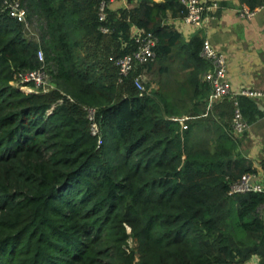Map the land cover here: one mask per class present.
<instances>
[{"label": "trees", "instance_id": "obj_1", "mask_svg": "<svg viewBox=\"0 0 264 264\" xmlns=\"http://www.w3.org/2000/svg\"><path fill=\"white\" fill-rule=\"evenodd\" d=\"M21 1L39 41L0 0V264H264V190L231 192L256 168L230 126L236 105L249 123L263 111L242 94L207 110L205 38L184 42L165 22L187 7L136 0L101 21L102 0ZM134 26L158 37L157 62L182 53L197 103L140 94L134 76L155 62L119 80ZM40 47L53 87L21 89Z\"/></svg>", "mask_w": 264, "mask_h": 264}, {"label": "crops", "instance_id": "obj_2", "mask_svg": "<svg viewBox=\"0 0 264 264\" xmlns=\"http://www.w3.org/2000/svg\"><path fill=\"white\" fill-rule=\"evenodd\" d=\"M216 1L220 3V7L218 10L209 12L210 16L202 28H196L189 23L185 15H173L171 10L167 11L165 22L173 25L182 33L184 42L200 36L208 38L215 47L225 52L227 56L226 73L233 90L242 88L264 90V6L257 7L255 16L246 19L240 13L241 7L245 5L240 0ZM137 3L136 0H117L110 2L108 9L116 11L120 7H133ZM136 28L138 27L134 26L132 31ZM182 58V53L176 47L173 53L159 59L158 62L155 56L151 60L155 63L146 66L143 72L149 94L157 97L156 93L161 92L170 102H178L185 97L188 101L187 106H193L199 101V96L191 95L192 88H194L189 78L191 67L184 66ZM206 72L201 76L203 81L206 80ZM210 93L207 99V110L213 109L216 104L224 100H213L210 98ZM262 111V114L250 122L239 144L243 155L256 168L257 180L264 187V110ZM187 117L188 115L184 113L171 118L183 122V119ZM214 117L217 119V115L214 114ZM247 264H258V257L254 256Z\"/></svg>", "mask_w": 264, "mask_h": 264}, {"label": "built area", "instance_id": "obj_3", "mask_svg": "<svg viewBox=\"0 0 264 264\" xmlns=\"http://www.w3.org/2000/svg\"><path fill=\"white\" fill-rule=\"evenodd\" d=\"M117 0H102L99 5V19L106 20L108 16V5L110 2ZM186 7L187 13L185 19L194 25L196 28H202L206 24L209 12L211 10H218L220 3L216 0H180ZM3 9L8 14L25 24L27 35L39 41V29L34 27V22H31L27 17V12L21 0H1ZM257 9V8H256ZM256 9L249 8L247 5L241 7V16L246 19H251L256 14ZM101 29L108 32L110 29L107 25H102ZM132 38L134 39L135 48L129 52L119 56L116 59L118 65L120 78L122 81L124 77L128 76L133 70L135 71L139 65L151 61L156 56L155 47L157 45V37L154 32L138 27L132 31ZM201 55L210 60L212 67L206 72L205 78L210 82L212 90L210 98L215 99H235L238 95H247L257 100L258 105L264 106V90L242 88L240 90H233L231 82L227 77L226 65L227 56L225 52L215 47L212 42L205 38L201 50ZM38 58L41 64L38 68L29 72L21 73L19 78L14 81V84L23 83L28 91H48L53 85L50 82V75L45 67V57L43 48L38 49ZM140 94L148 90L146 86V79L144 72L141 71L134 76L133 79ZM32 82V83H30ZM17 86V85H16ZM20 88V87H19ZM88 116L91 122L92 133L99 132L98 123L95 120L96 107L86 106ZM250 123L243 115L241 108L236 105L234 115L231 121V129L234 134L242 137L248 130ZM100 141V140H99ZM264 190L262 184L257 180L256 172L244 173L240 178L231 183V192L243 191H261ZM264 208V204H263ZM236 264V263H230Z\"/></svg>", "mask_w": 264, "mask_h": 264}, {"label": "rangeland", "instance_id": "obj_4", "mask_svg": "<svg viewBox=\"0 0 264 264\" xmlns=\"http://www.w3.org/2000/svg\"><path fill=\"white\" fill-rule=\"evenodd\" d=\"M157 65H158V66H161V64H159V63H157ZM15 85H17V86L20 87L21 89L27 90V89L25 88V86L23 85V83H17V84H15ZM129 244H130L131 247L135 246V242L133 241L132 238L130 239Z\"/></svg>", "mask_w": 264, "mask_h": 264}, {"label": "water", "instance_id": "obj_5", "mask_svg": "<svg viewBox=\"0 0 264 264\" xmlns=\"http://www.w3.org/2000/svg\"><path fill=\"white\" fill-rule=\"evenodd\" d=\"M259 108L264 110V106L262 104H259Z\"/></svg>", "mask_w": 264, "mask_h": 264}]
</instances>
